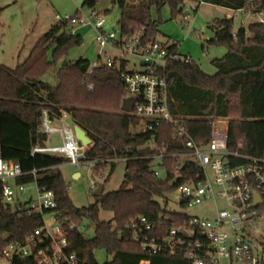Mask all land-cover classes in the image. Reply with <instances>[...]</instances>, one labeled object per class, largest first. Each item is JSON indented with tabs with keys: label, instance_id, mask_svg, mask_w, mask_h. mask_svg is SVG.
<instances>
[{
	"label": "trees",
	"instance_id": "1",
	"mask_svg": "<svg viewBox=\"0 0 264 264\" xmlns=\"http://www.w3.org/2000/svg\"><path fill=\"white\" fill-rule=\"evenodd\" d=\"M100 1L85 0L84 6L94 7ZM202 2L234 11L244 6L257 12L264 10V0ZM167 5L174 18L184 15L185 0H111L105 12L119 7L118 23L123 37L142 32L141 42L147 44L158 41L160 33L154 11L160 14ZM234 24V17H225L216 18L209 25L214 34L206 40L204 48L213 45L227 48L224 56L213 60L215 74L205 72L193 59L190 62L169 59L159 71L168 81L170 110L177 124L185 125L197 143L209 141L215 119H226L229 149L261 156L264 155V21L242 24L237 30ZM83 41L69 21L59 22L38 40L24 62L15 68L0 66V156L19 164L25 172L38 170L35 179L38 185L55 192L68 250L77 254L80 264H101L97 250H105L112 256L103 264H142L145 258L150 259L149 264H188L181 254L163 252L148 257L141 244L132 238L131 229L141 215L151 219L162 215L159 226L164 233L187 217L168 210L158 200L176 191L177 185L173 187L170 182L183 163L171 155L184 150V140L174 139L176 124L167 121L154 131L136 132L140 119L122 110L127 90L121 72L127 62L120 63L116 57L110 67L101 57L94 66L86 58L67 60L70 51ZM171 50L179 52V43L174 42ZM64 59L67 64H60ZM49 73L56 75V84L44 79ZM44 110H48L51 119L68 114L87 132L92 145L86 155L96 161L93 177L109 167L108 174L103 176L107 182L117 162L128 158L119 189L103 192L88 206L78 207L74 203L60 169L69 159L48 152L33 153L35 147H45L48 140V134L41 130ZM162 152L167 156L159 165L166 168L167 174L156 176L157 166L153 163ZM184 172L186 166L179 183L189 179ZM32 180L34 177L30 176L18 182ZM2 187L0 180V256L7 244L26 243L44 225L43 214H29L25 209L5 204ZM101 210L112 212L113 217L102 220ZM73 225L92 226L94 236L84 237ZM9 264H37V260L34 256H17Z\"/></svg>",
	"mask_w": 264,
	"mask_h": 264
},
{
	"label": "built area",
	"instance_id": "2",
	"mask_svg": "<svg viewBox=\"0 0 264 264\" xmlns=\"http://www.w3.org/2000/svg\"><path fill=\"white\" fill-rule=\"evenodd\" d=\"M235 13L252 16L264 13V10L257 12L244 6L235 10ZM184 14L191 16L189 10H185ZM57 18L60 22L69 21L74 27L78 23L87 22L77 15H57ZM105 23L104 18H97L94 24L96 40L102 48L107 45L120 48L121 54L117 58L120 63L127 62L121 72V79L127 90L125 98L132 99L133 105L132 111L125 113L140 119L136 132L154 131L163 121L176 124L173 137L184 140V150L171 155L183 163L174 172L175 178H178L176 192L181 196L180 203L186 209L206 204H212L213 207H203V215L172 210L184 213L187 217L175 222L166 233L159 226L162 215L158 219L141 215L131 225L132 238L141 244L148 257L165 252L183 255L188 264H264V232L262 238L254 234L255 226L264 222V155L253 156L231 151L228 147L229 125H221V118L213 121L209 141L206 144L197 143L185 125L177 124L170 110L168 81L159 71L169 59L190 62L191 58L171 50L174 42L165 45L159 41L142 44V32L128 37L122 35L120 38L119 31H105ZM128 55H138L141 61H150L151 64L142 65V71L130 70L126 58ZM115 58L110 57L104 63L111 67ZM142 125L145 128H141ZM41 130L46 134L61 132L64 145L37 146L33 153L57 154L68 158L69 163L75 165L96 163L86 155L90 147L85 149L78 145L73 127L69 124L63 128L54 125L48 110H44ZM166 156L162 152L156 157L162 160ZM184 166L187 172L183 174L189 179L179 183ZM193 166L197 169H191ZM163 168L166 175V168ZM37 173L36 169L25 172L19 164L6 161L0 156L4 203L13 209H25L29 214L41 213L44 216V225L36 229L26 243L7 244L0 258L6 259L8 264L17 256H34L37 264H80L77 254L68 250L69 241L59 219L55 192L38 185L35 180ZM155 175L162 176L158 168L155 169ZM30 176L34 180L18 182L20 178ZM93 180L94 187H97L95 177ZM30 183L35 186L30 188ZM257 195L261 203L256 202ZM76 227L84 237L89 236L87 226ZM149 263V258L142 261V264Z\"/></svg>",
	"mask_w": 264,
	"mask_h": 264
},
{
	"label": "rangeland",
	"instance_id": "3",
	"mask_svg": "<svg viewBox=\"0 0 264 264\" xmlns=\"http://www.w3.org/2000/svg\"><path fill=\"white\" fill-rule=\"evenodd\" d=\"M85 0H0V66L5 65L11 68L17 67L24 62L30 51L38 40L50 30V28L60 22L57 15L65 17L67 15L80 16L87 21L86 24H76L75 32L83 36V44L73 48L67 60H78L80 58L89 59L92 65H97L99 55L105 62L108 58L120 56L121 49L114 48L113 45H107L102 48L96 40L97 30L94 24L97 18H104L106 23L104 30L107 32L120 31L119 19L121 10L119 7H112L111 11L105 12L98 3L94 7L84 6ZM185 10H189L190 17L180 15L174 18L170 7L165 6L161 13L154 11V17L159 20L160 33L157 40L165 45L172 41L179 43V52L183 56L188 55L191 59L197 61L202 69L208 74H215L217 68L213 64L215 58H221L227 52L225 46L213 45L206 46V40L213 36V30L209 25L216 18L234 17L235 29L237 30L243 24L248 25L256 20H264V13L258 15L236 14L234 10L204 3L202 0H185ZM122 48V47H121ZM52 56V49L50 50ZM128 69L142 71L144 67L140 64L141 58L138 55H128ZM60 64H63L65 60ZM44 79L52 84H56L57 78L54 73L46 74ZM56 125V124H55ZM59 126V125H56ZM141 128H145L142 125ZM64 135L61 132L49 134L48 145H63ZM160 160L155 159V167L165 175V169L159 165ZM93 163L71 164L66 163L60 167L69 184L70 196L78 207L88 206L96 201L93 183ZM109 172L107 167L102 174L95 176L96 182L104 183V192L114 191L120 188L126 172V161L120 160L110 179L105 182L103 176ZM80 174L76 177V174ZM34 183L29 187L33 188ZM158 200L168 210L186 212L192 215H203V207L210 208L212 204H206L203 207L186 209L180 203L181 196L175 191L168 193ZM213 208V207H211ZM113 213L101 210L100 218L110 220ZM49 219V218H48ZM88 226L89 223H86ZM254 234L257 238H262L264 232V222L255 226ZM89 236H94L92 226L88 227ZM96 257L103 264L112 259L105 250H97ZM0 264H8L6 259L0 258Z\"/></svg>",
	"mask_w": 264,
	"mask_h": 264
},
{
	"label": "water",
	"instance_id": "4",
	"mask_svg": "<svg viewBox=\"0 0 264 264\" xmlns=\"http://www.w3.org/2000/svg\"><path fill=\"white\" fill-rule=\"evenodd\" d=\"M110 6H111V0H101L100 1V7L103 11H106ZM118 36L120 38L122 37L121 31L118 32ZM66 64H67V61L65 60L64 65H66ZM150 64H151L150 61H145V60L141 61V65H150ZM132 105H133V100L125 98L123 101V104H122V110L124 112H130V111H132ZM72 122H73L72 118L69 117L67 123L69 125H71ZM73 129H74L77 141H78V145L80 147L88 149L92 145V139L88 136L87 132L81 126H79L78 124H75V123L73 124ZM78 176H79V173L76 175V177H78ZM177 181H178V178H174L170 182V185L174 187L176 185ZM103 192H104V184L99 183L97 188L94 191V195L100 196ZM256 202L257 203L262 202V200L260 199V197L258 195H257ZM4 239L7 240L8 237H5Z\"/></svg>",
	"mask_w": 264,
	"mask_h": 264
},
{
	"label": "crops",
	"instance_id": "5",
	"mask_svg": "<svg viewBox=\"0 0 264 264\" xmlns=\"http://www.w3.org/2000/svg\"><path fill=\"white\" fill-rule=\"evenodd\" d=\"M74 32H75V27H74ZM76 33V32H75ZM172 42H176V41H172ZM179 51V50H178ZM180 53V52H179ZM99 57H101L100 55H99ZM115 57H118V56H115ZM191 57V56H190ZM101 59H102V57H101ZM70 116L68 115V114H64L62 117H59V118H54V119H52V121H53V124L55 125H59V126H57V127H59V128H63V127H65L66 125H68V123H67V121H68V118H69ZM73 124H74V122H72V124H71V126L73 127ZM221 125H228V120H226V119H221ZM48 138H49V134H48ZM64 145V144H63ZM46 146H48V147H55V146H62V145H48V140H47V142H46ZM64 165V164H63ZM62 166V165H61ZM60 166V167H61ZM77 175V174H76ZM75 175V176H76ZM79 176H80V174H79ZM78 176V177H79Z\"/></svg>",
	"mask_w": 264,
	"mask_h": 264
}]
</instances>
